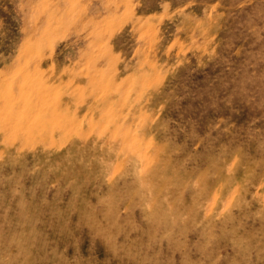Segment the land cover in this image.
Returning a JSON list of instances; mask_svg holds the SVG:
<instances>
[{
    "label": "rangeland",
    "instance_id": "rangeland-1",
    "mask_svg": "<svg viewBox=\"0 0 264 264\" xmlns=\"http://www.w3.org/2000/svg\"><path fill=\"white\" fill-rule=\"evenodd\" d=\"M0 264H264V0H0Z\"/></svg>",
    "mask_w": 264,
    "mask_h": 264
}]
</instances>
